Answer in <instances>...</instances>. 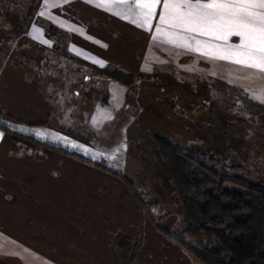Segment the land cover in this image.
I'll return each mask as SVG.
<instances>
[{
  "label": "crops",
  "instance_id": "1",
  "mask_svg": "<svg viewBox=\"0 0 264 264\" xmlns=\"http://www.w3.org/2000/svg\"><path fill=\"white\" fill-rule=\"evenodd\" d=\"M129 4L134 7L133 0L127 4L120 0H0V119L67 133L76 147H70V152L104 160L106 168L126 166L125 155L119 152L131 121L142 117L150 121L155 116L140 115L141 107L139 115L134 109L126 113L127 98L130 93L136 95L140 106L142 97L150 93L141 85L132 92L118 80L80 81L78 73L109 67L137 72L142 54L159 56L155 49L179 55L182 72L213 79L218 88L241 92L248 104H262L264 110V72L220 58L228 44L239 43V37L225 42L196 35L188 42L207 43L200 52L190 51L168 42L171 38L179 44L194 36L180 27L165 25L168 36L153 38L162 4L155 9L151 30L122 18H138ZM60 29L69 33L62 48L57 44ZM50 32L53 46L48 48L44 41ZM152 45L155 49L149 51ZM254 54L261 55L255 50ZM62 74L67 76L61 79ZM176 84L171 79L157 88L172 89ZM196 109L203 115L205 109ZM66 111L69 126L62 124ZM246 112L252 115L253 108ZM3 125L13 128L0 123V264H191L194 260L144 211L127 183L131 179L52 148L47 150V161L36 162L35 172L25 173L27 165L9 156L16 144L12 131ZM102 143L113 147H101ZM19 183L36 189L27 192Z\"/></svg>",
  "mask_w": 264,
  "mask_h": 264
},
{
  "label": "rangeland",
  "instance_id": "2",
  "mask_svg": "<svg viewBox=\"0 0 264 264\" xmlns=\"http://www.w3.org/2000/svg\"><path fill=\"white\" fill-rule=\"evenodd\" d=\"M58 32L60 39L59 41L57 39V44L59 42L60 48L65 47L69 33L64 29ZM53 34L50 32V36L46 38L48 48L53 46ZM152 49H155L153 45L149 51ZM155 51L159 56L142 54V67L137 72L124 71L126 74L135 73L137 76L132 84L125 83L130 91L133 92L136 85H141L146 86V90L150 93L142 97L140 106L137 103V96L130 93L125 112L129 113L134 109L135 115H139L141 107L140 115H155L154 119L149 121L142 117V119L137 118L131 121L127 131L129 136L125 135V144L124 142L120 144L122 148L119 152V155H125L123 158L127 165L108 168V171L131 179L143 205L153 215L158 227L166 228L172 234H178L186 230L188 221L183 213L181 202L173 191L166 166L157 149L155 137L169 139L185 151L193 150L202 156H207L211 159L210 164L221 172H228L264 185V110L262 104H248V97L241 92L232 90L230 87L218 88L213 79L201 78L197 72H182L179 55H164V51L160 49ZM115 68L117 67L105 69L112 71ZM103 69L94 68L86 74L78 73L77 80H117L115 77H109ZM65 76L67 75L62 74L61 79ZM171 79L178 83L177 87L157 88L161 83ZM181 81L187 82L188 85L181 86L179 84ZM171 91L173 95L169 94ZM82 106H85L84 101ZM62 107L68 109L69 105ZM196 108L205 109L203 115L198 114ZM248 108H253L252 115L246 114ZM66 114L62 117L64 120L62 124L69 126V120H67L69 111H66ZM180 118L182 122L179 121ZM4 120L0 119V123L12 125L13 128L3 126L12 131L11 139L16 144L9 156L27 165L26 169L23 166L25 173L35 172L36 162L43 163L49 159L47 152L50 148L49 144L68 151L70 147H75L73 137L65 133L69 131V128L64 129L63 133L67 134L65 135L47 128L39 127L40 130H38L39 128L28 123L25 125V121L15 120L11 123ZM79 138L84 137L79 136ZM93 138L95 140V137ZM129 139L130 142H128ZM77 146L81 148L82 144L78 143ZM101 147L111 148L113 145L102 143ZM80 152L86 155L85 152ZM94 154L97 153L91 152V155ZM95 162L105 164L104 160ZM16 170L18 172V169ZM50 172L57 175L52 170ZM25 176L26 174H23L22 179ZM19 184L21 185L19 187L30 193L36 189L32 184L29 187ZM192 259L194 260H190L191 264H195L194 261L201 264L194 257Z\"/></svg>",
  "mask_w": 264,
  "mask_h": 264
},
{
  "label": "trees",
  "instance_id": "3",
  "mask_svg": "<svg viewBox=\"0 0 264 264\" xmlns=\"http://www.w3.org/2000/svg\"><path fill=\"white\" fill-rule=\"evenodd\" d=\"M103 70L109 77L128 85L137 78L135 73L126 74L119 68ZM155 138L173 191L188 221L183 233L172 234L158 227L161 232L201 264H264V185L221 172L210 164L207 156L185 151L169 139ZM48 146L108 170L93 159L62 147ZM127 183L148 213L134 185ZM152 219L156 223L153 215Z\"/></svg>",
  "mask_w": 264,
  "mask_h": 264
},
{
  "label": "snow or ice",
  "instance_id": "4",
  "mask_svg": "<svg viewBox=\"0 0 264 264\" xmlns=\"http://www.w3.org/2000/svg\"><path fill=\"white\" fill-rule=\"evenodd\" d=\"M120 3L127 4L128 0H120ZM133 4L134 7L128 5L129 10L136 11L138 18L130 19L127 16L122 18L129 19L131 23L146 30L152 29L151 21L155 17V9L162 4L154 39L161 34L168 36L163 27L165 25L170 28L180 27L194 36L184 38L179 44L177 40L171 38L168 42L190 51L200 52V46L207 41L195 40V46L188 42L189 39H195L196 35L214 36L225 42L229 37L237 36L239 43L228 44L226 54L220 58L264 72V0H133ZM40 15L43 16L44 12ZM218 32L223 34L216 35ZM254 50L261 55H255Z\"/></svg>",
  "mask_w": 264,
  "mask_h": 264
}]
</instances>
